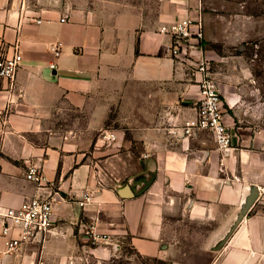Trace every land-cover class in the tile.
I'll list each match as a JSON object with an SVG mask.
<instances>
[{"label": "crops", "instance_id": "0c3cea01", "mask_svg": "<svg viewBox=\"0 0 264 264\" xmlns=\"http://www.w3.org/2000/svg\"><path fill=\"white\" fill-rule=\"evenodd\" d=\"M186 17L205 26V0H0V51L22 54L0 79V206L36 192L30 164L61 195L40 250L8 252L0 234V264H264V131L237 125L226 150L184 135L201 74L161 27Z\"/></svg>", "mask_w": 264, "mask_h": 264}, {"label": "built area", "instance_id": "2783aa9c", "mask_svg": "<svg viewBox=\"0 0 264 264\" xmlns=\"http://www.w3.org/2000/svg\"><path fill=\"white\" fill-rule=\"evenodd\" d=\"M62 20H64L62 18ZM162 31H168L173 36L171 50L182 61L188 62L195 71L200 73L198 81L200 98L197 102L196 118L187 121L183 127L184 135L193 136L205 130L211 133L217 147L226 150L232 147L234 133L226 122V110L222 92L211 71V57L203 54L205 26L201 17H186L169 26L163 25ZM56 55L60 54V46L53 48ZM22 63V54L18 48L12 53L0 51V79L15 80ZM55 67L56 64H50ZM100 138L105 142L114 141L117 136L114 131L103 130ZM26 179L35 184L36 192L25 196L22 202L15 206H0V234L5 240L6 250L13 252L25 245H43L56 227L54 204L61 197L59 186L49 180L42 166L30 164L25 172ZM90 200V194L85 193L80 205L84 206ZM86 233L92 240L99 241L105 234L97 233L94 226L88 227Z\"/></svg>", "mask_w": 264, "mask_h": 264}, {"label": "rangeland", "instance_id": "374dc122", "mask_svg": "<svg viewBox=\"0 0 264 264\" xmlns=\"http://www.w3.org/2000/svg\"><path fill=\"white\" fill-rule=\"evenodd\" d=\"M205 9V36L211 39L203 49L210 50L214 58L211 71L222 92L224 108L228 118L237 123L231 131L237 125L264 131V0H205ZM227 98L235 102L232 106L238 117L230 111ZM258 203L255 208L264 212V194ZM41 246L23 247L40 250ZM125 251L132 250L126 247ZM110 264L127 262L121 258Z\"/></svg>", "mask_w": 264, "mask_h": 264}, {"label": "trees", "instance_id": "16d2710c", "mask_svg": "<svg viewBox=\"0 0 264 264\" xmlns=\"http://www.w3.org/2000/svg\"><path fill=\"white\" fill-rule=\"evenodd\" d=\"M225 105V104H224ZM144 264H172L159 258H142Z\"/></svg>", "mask_w": 264, "mask_h": 264}]
</instances>
